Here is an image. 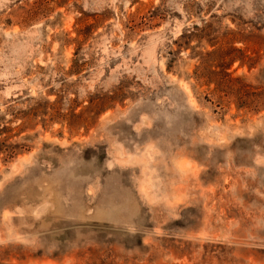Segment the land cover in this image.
<instances>
[{"label": "rangeland", "instance_id": "374dc122", "mask_svg": "<svg viewBox=\"0 0 264 264\" xmlns=\"http://www.w3.org/2000/svg\"><path fill=\"white\" fill-rule=\"evenodd\" d=\"M0 264H264V0H0Z\"/></svg>", "mask_w": 264, "mask_h": 264}]
</instances>
